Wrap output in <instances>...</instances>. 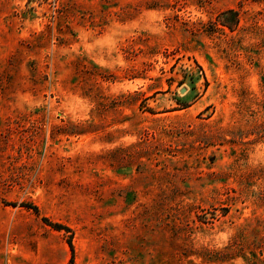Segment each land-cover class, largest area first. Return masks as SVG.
Listing matches in <instances>:
<instances>
[{
  "label": "rangeland",
  "instance_id": "1",
  "mask_svg": "<svg viewBox=\"0 0 264 264\" xmlns=\"http://www.w3.org/2000/svg\"><path fill=\"white\" fill-rule=\"evenodd\" d=\"M70 239L74 264H264V0H0V264Z\"/></svg>",
  "mask_w": 264,
  "mask_h": 264
},
{
  "label": "trees",
  "instance_id": "2",
  "mask_svg": "<svg viewBox=\"0 0 264 264\" xmlns=\"http://www.w3.org/2000/svg\"><path fill=\"white\" fill-rule=\"evenodd\" d=\"M227 13H232V14H234L235 16H237V12L234 11V10H230V11H228ZM237 21H238V19H237V17H236V22H237ZM22 206L34 210L36 214H39V212H40L38 206H36V205L26 203V204H23ZM43 220H44V222H45L46 224L52 226V227H53L54 229H56V230H64V231H66V232H72V230L70 229V227H68V226H66V225H64V224L53 222L52 220H50L49 218H46V217H43ZM68 243H69L70 250H71L70 264H74V257H75V249H74V245H73L71 239L68 241Z\"/></svg>",
  "mask_w": 264,
  "mask_h": 264
}]
</instances>
